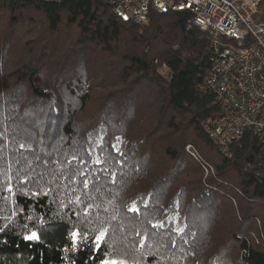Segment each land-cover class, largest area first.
Returning a JSON list of instances; mask_svg holds the SVG:
<instances>
[{
	"label": "trees",
	"instance_id": "obj_1",
	"mask_svg": "<svg viewBox=\"0 0 264 264\" xmlns=\"http://www.w3.org/2000/svg\"><path fill=\"white\" fill-rule=\"evenodd\" d=\"M187 17L0 0V264H264L260 145L208 139L211 43Z\"/></svg>",
	"mask_w": 264,
	"mask_h": 264
},
{
	"label": "built area",
	"instance_id": "obj_2",
	"mask_svg": "<svg viewBox=\"0 0 264 264\" xmlns=\"http://www.w3.org/2000/svg\"><path fill=\"white\" fill-rule=\"evenodd\" d=\"M103 1L126 22L143 25L153 13L184 12L188 28L207 32L209 68L198 87L213 95L217 112L203 121V129L225 155L250 130L264 159V0ZM185 149L195 157L191 144ZM211 170L204 168L205 174Z\"/></svg>",
	"mask_w": 264,
	"mask_h": 264
},
{
	"label": "rangeland",
	"instance_id": "obj_3",
	"mask_svg": "<svg viewBox=\"0 0 264 264\" xmlns=\"http://www.w3.org/2000/svg\"><path fill=\"white\" fill-rule=\"evenodd\" d=\"M103 135V129L102 127H98L95 130L91 131L88 137V146H87V150L89 151V153L93 156L94 155V146L97 145L100 141L101 136ZM119 142L118 144H115V148L117 149L119 146ZM207 149L209 151V154L212 157H217L218 153L215 149V147L213 146H207ZM205 173V171H204ZM207 175V174H205ZM167 217H170L173 221V226H174V230L179 232L182 230L183 228V220L178 218V214L176 212L172 213V214H167ZM209 263H212V259L209 260ZM102 264H116L114 261H105L102 262Z\"/></svg>",
	"mask_w": 264,
	"mask_h": 264
},
{
	"label": "snow or ice",
	"instance_id": "obj_4",
	"mask_svg": "<svg viewBox=\"0 0 264 264\" xmlns=\"http://www.w3.org/2000/svg\"><path fill=\"white\" fill-rule=\"evenodd\" d=\"M29 239H35V238H37L36 237V234L35 233H33V235L31 236V237H28ZM97 239H100V237H98Z\"/></svg>",
	"mask_w": 264,
	"mask_h": 264
},
{
	"label": "water",
	"instance_id": "obj_5",
	"mask_svg": "<svg viewBox=\"0 0 264 264\" xmlns=\"http://www.w3.org/2000/svg\"><path fill=\"white\" fill-rule=\"evenodd\" d=\"M31 72L33 73L34 72V69H31Z\"/></svg>",
	"mask_w": 264,
	"mask_h": 264
}]
</instances>
